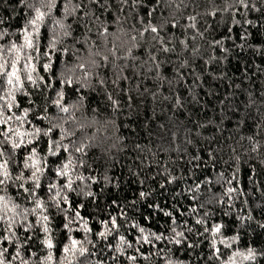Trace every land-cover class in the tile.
<instances>
[{"label":"clouds","instance_id":"clouds-1","mask_svg":"<svg viewBox=\"0 0 264 264\" xmlns=\"http://www.w3.org/2000/svg\"><path fill=\"white\" fill-rule=\"evenodd\" d=\"M20 6L22 29L0 16V264H264V0Z\"/></svg>","mask_w":264,"mask_h":264},{"label":"trees","instance_id":"trees-1","mask_svg":"<svg viewBox=\"0 0 264 264\" xmlns=\"http://www.w3.org/2000/svg\"><path fill=\"white\" fill-rule=\"evenodd\" d=\"M63 3V0H61V5ZM151 3H155L151 2ZM93 7H96L95 5H93ZM57 11H60V7H58ZM142 14L147 17V13H148V9L144 8L141 10ZM78 15L82 16L83 12L78 13ZM0 16L7 18L8 21L11 22L12 27L15 29H22L23 28V21L25 18V9L20 6V0H7V3H5V0H0ZM102 19H106L107 22L111 23L114 20V16L111 12L107 13L106 18L105 17H101ZM5 27H7V24H5ZM80 32H83V28L80 25L76 26ZM173 31V29L170 27L169 28V32L171 33ZM218 34L216 35V39L217 40H223L225 39V37H228V40L226 41L227 43H231L232 39H235L238 43L242 41V36H241V32L242 29L239 28L238 26H232V33L228 32V28H224L223 32H220V30H217ZM19 38V37H18ZM260 39H264V35L260 36ZM217 54H219L220 49H217ZM239 55H243V53H240ZM259 59V63L261 65H264V58H258ZM202 63V62H201ZM249 63L251 64V61H249ZM230 66L232 68V72L234 77L236 78L237 83L240 82V76L242 73L244 72H249L250 74L253 75V79H255V75L254 73H252V69H246L244 66V63L242 61H240L239 59H234L230 62ZM168 72H171V68L167 69ZM214 71H219L218 69H214ZM207 79V78H206ZM191 82V81H189ZM244 84L247 86V80H244ZM217 87H220V85H217ZM256 87L259 88L260 84L259 82H257ZM223 91V89H222ZM228 91L230 92L231 90L228 89ZM222 98V97H220ZM211 103V101H210ZM205 159H207V156L205 154ZM258 167V166H257ZM248 175H251V171L250 170H246V175L244 177V187L247 188L248 187ZM259 183L260 186L262 188H264V171L261 172L260 174V178H259ZM253 191H255V189H253ZM10 192L13 196L16 195V189L11 188ZM115 197L112 198V200H114ZM111 203V200L109 201ZM75 205H73L74 207ZM186 210V209H184ZM113 211H116L115 205H113ZM161 219L163 220L164 217H161ZM94 227H96V229L99 231L100 230V226L99 225H94ZM157 228L160 227V225H156ZM4 235V233H3ZM25 235H27L25 233ZM79 235V234H77ZM131 239V237H129ZM261 241L264 242V236L260 237ZM2 246L5 248H8V257L9 259H11V256L15 254V246H9L7 241H4L2 243ZM206 251V248H205ZM57 255H59V250H57ZM109 256L112 255L111 252L108 253ZM185 256H187V253L184 254Z\"/></svg>","mask_w":264,"mask_h":264},{"label":"snow or ice","instance_id":"snow-or-ice-1","mask_svg":"<svg viewBox=\"0 0 264 264\" xmlns=\"http://www.w3.org/2000/svg\"><path fill=\"white\" fill-rule=\"evenodd\" d=\"M150 2H154V0H150ZM153 31H155V29H153ZM0 236H3V232L0 231ZM73 243L75 244V241H73Z\"/></svg>","mask_w":264,"mask_h":264}]
</instances>
